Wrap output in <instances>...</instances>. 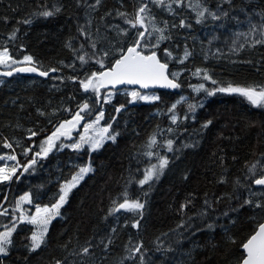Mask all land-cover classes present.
<instances>
[{"label": "trees", "instance_id": "obj_1", "mask_svg": "<svg viewBox=\"0 0 264 264\" xmlns=\"http://www.w3.org/2000/svg\"><path fill=\"white\" fill-rule=\"evenodd\" d=\"M191 3H172L170 11L151 0H0V51L7 49L17 61L31 56V65L49 73L47 79L15 75L0 82V156L15 155L14 167L21 165L0 182V205L8 210L0 215V232L5 225L16 229L9 254L0 257L4 264H141V258L143 264H237L245 255L242 243L264 220V207L254 206L264 205V188L254 184L264 172V107L239 95L208 93L213 85L264 86V43L254 44L261 36L252 31L264 26V0H203L210 11L227 15L206 16L201 23ZM142 4L150 13L140 50L157 53L170 76L177 73L180 87L175 93L158 91L159 99L151 103L134 101L130 90L105 102L106 91H85L80 82L103 70L98 60L110 68L121 49L138 39L144 29L125 20ZM46 10L55 14L39 15ZM153 25L164 30L159 46L161 33ZM205 72L210 79L203 78ZM200 83L204 87L195 88ZM84 104L88 107L81 112ZM102 109V124L111 125L114 142L95 150L57 146L46 156L35 155L77 112L93 119ZM29 130L37 135L30 137ZM153 137L156 143L149 147ZM159 157L169 161L163 174L141 186L145 170ZM257 162L253 177L248 169ZM89 166L44 243L30 252L34 226L15 220L21 197L30 196L28 215L37 206L51 208L64 185ZM125 194L144 204L142 216L112 212ZM182 205L187 207L181 210ZM138 245L141 250L134 253ZM83 247H89L88 255Z\"/></svg>", "mask_w": 264, "mask_h": 264}, {"label": "snow or ice", "instance_id": "obj_2", "mask_svg": "<svg viewBox=\"0 0 264 264\" xmlns=\"http://www.w3.org/2000/svg\"><path fill=\"white\" fill-rule=\"evenodd\" d=\"M152 3L157 4L158 6H164L167 7L171 11V5L172 3H175L177 6H180L183 2V0H171V3H166L165 0H151ZM96 4L100 3V0H95ZM191 3V0H190ZM191 6L193 10L196 12V23H201L203 19L206 16H210L212 19H220L221 15L226 16L227 13H218L210 11L207 7H204L203 0H195L194 3H191ZM56 12L59 11V8L55 10ZM150 13V9L148 8V4H142L139 9L136 12V15L133 19L125 20V23H128L131 25L132 28H139L144 29V31H138L137 37L138 39L133 42V45L128 47L126 52L121 49L122 54L120 55V58L115 60V63L108 68L107 71L97 73H92L85 81H81V86L84 88L85 91H88L90 88L99 93L100 87H106L108 84H112L115 86L116 84H139L141 87H148L149 85H159L161 87L166 88H178L180 87L179 83L176 82L177 79V73H172V78H169V74L167 73V64L161 63L160 60L157 59L156 54L153 52L151 55H144L142 51H138V49L142 48L141 40L144 39L145 31H147V27L145 24V20L148 19V15ZM55 13L53 11H43L40 12L39 15L43 17H50L53 16ZM119 15L125 16V13H120ZM25 23H31L30 20L24 21ZM181 26H184L183 22H181ZM153 31L160 32V36L157 38L156 46H159V42L161 40L166 39V37L163 35V29L155 27L153 25ZM252 31L260 32V39H256L254 41V44H260L264 43V26H261L260 29H257L256 26L252 27ZM12 39L15 38V33H13V36L10 37ZM71 47V45H68ZM93 48H95V44L93 43ZM109 53L105 52L104 55L107 56ZM168 55H171V53H168ZM189 53L185 52V57H187ZM79 59L81 62H86L84 56H80ZM24 61H26L28 64L33 63V58L31 56H25ZM101 68L104 67L103 60L97 61ZM183 61H181L182 63ZM18 61L13 59L10 55L7 49H4L3 51H0V64H3L5 66H10L12 64H17ZM22 63V62H21ZM15 71L18 72H36L37 68L35 67H20L16 68ZM51 71L55 72L57 69H52ZM199 74V70L197 72ZM3 75L10 76L12 75L11 71L4 72ZM39 75L41 76H47V71H40ZM204 79H210L208 74L205 72ZM212 83L215 84L216 81L212 80ZM201 89L204 87L203 85L199 86ZM199 90V89H197ZM217 91L220 92H227V93H237L243 97H245L250 104H252L255 107H264V86H247V87H232L231 85L226 88H218ZM209 95H212L213 92L209 91ZM131 96L133 100L136 98L148 100L149 97L147 96H141L138 92H132ZM151 99H159V97H152ZM88 107L87 104H84L81 106V112L84 111ZM190 108H194L195 106L190 105ZM173 108H175V105H173ZM119 111V109H117ZM43 115V113H40ZM103 117V112L100 113V115L97 117L96 123L99 122V120ZM83 119V116L80 115V112H77L72 120L66 121L65 123L60 124L55 131L52 132L51 136H49L46 140H44L39 145V151L35 153L36 156H46L49 151L52 150V148L55 146L56 141L61 137L65 136L70 138L69 133L71 132L72 128H74L81 120ZM173 122H175V116H173ZM211 124V121H208L205 123L202 127L207 128ZM109 125L108 127H110ZM93 125H86L85 131H87L89 128H92ZM108 127H105L100 130V133L98 135L100 136L97 140H92L89 137L81 136L80 143L74 144L73 147L75 149H80L82 144L89 143L93 150L100 147L102 145V141L104 140V136L101 135V133H107ZM30 137L37 135L36 132H33L29 130ZM109 139L115 141V136H109ZM156 140L155 137L151 138L149 141V147L151 145L155 144ZM4 147L11 148L12 145L5 143ZM168 150H172V141H168ZM30 151V149H26L25 152ZM146 155L151 156L152 153L148 152ZM5 159V157L0 156V160ZM8 160H15V155H9L7 156ZM159 163L153 164L150 168L145 170L144 178L139 180V184L143 186L144 184L149 183L153 178H159L160 175L163 174L164 168L167 167L169 161L167 158L159 157ZM36 160H31V163L28 165L30 167L32 164H35ZM259 162L254 163L251 165V167L248 169L249 172L252 174L253 177L257 176V167ZM261 167H264V165H261ZM27 171V167L24 169ZM91 167H81L79 169V172L72 177V180L64 185V187L61 189L62 195L59 196V201L52 205L51 208L45 207L40 208L37 206L36 208V215L32 216L30 218L24 216L23 214L19 217L21 221L27 220L28 223L38 225L39 228L37 231L33 232L31 235V243L29 246L30 252H35L37 249L41 247V245L44 243V237L48 231V225L50 224L51 220L58 216L60 214V208L62 205L66 202V198L68 195V192L71 190V188L75 187L76 184L79 182V180L83 179V176L87 174L89 171H91ZM16 172V167H9L5 165L4 167H0V182L8 181L11 179L12 175H14ZM254 183L256 185H264V172H261L259 175V178H256L254 180ZM28 202L31 203L30 199L25 196L21 197V201L17 203V209L19 210L20 203ZM246 203L251 204L252 202L246 201ZM256 208H262L264 205L261 203H256L254 205ZM187 207V205H182L181 210L183 208ZM144 208V204L141 203L139 200H129L127 197V194H125V198L123 202H120L116 204V206L112 209V212H119L121 209L127 212L132 213H138L142 216V210ZM7 209L3 208L2 205H0V215H6ZM139 221H137L135 224H133V227H138ZM5 231L0 232V257H5L9 254V246L12 244V234L15 232V224H13L12 227H9L8 225H5ZM115 231V229H113ZM233 242H235L233 240ZM108 243H111V239H109ZM107 247V246H106ZM142 245L135 246L132 251L134 253H139L141 250ZM242 249L243 253L246 255H243L240 260L237 261V264H264V220H261L257 223L255 229L250 234V236L246 239V242L242 243ZM82 253L84 255L89 254V247H83L81 249ZM0 264H4L3 260L0 259ZM57 264H60L59 261H57ZM141 264H143V258H141Z\"/></svg>", "mask_w": 264, "mask_h": 264}, {"label": "rangeland", "instance_id": "obj_3", "mask_svg": "<svg viewBox=\"0 0 264 264\" xmlns=\"http://www.w3.org/2000/svg\"><path fill=\"white\" fill-rule=\"evenodd\" d=\"M22 62V63H21ZM20 64H27V62L26 61H24V59L22 60V61H18V63L17 64H12V65H10V66H5V65H3V64H0V82H1V80H2V78L4 77V76H6V75H3V73L4 72H7V71H10V70H12L13 68H15L16 66H18V65H20ZM200 85H203V84H198L195 88H199V86ZM218 88H221V87H218V86H212V92H213V94H216V93H225V94H234V95H239V94H237V93H227V92H220V91H217V89ZM223 88H226V87H223ZM92 90V89H91ZM133 92H135V91H133ZM141 96H147V97H149V99L148 100H143V99H139V98H136L134 101H140V100H142V101H144V102H146V103H151L154 99H151L152 97H157L155 94H153V93H150V94H140ZM114 96H115V91H108V92H106L105 93V95H104V101L105 102H111L112 100H113V98H114ZM239 96H241V95H239ZM243 97V96H242ZM243 98H245V97H243ZM246 99V98H245ZM246 101L248 102V100L246 99ZM249 103V102H248ZM250 104V103H249ZM250 105H252V104H250ZM253 106V105H252ZM101 112H104V109H102L94 118H93V120H90V121H86V122H83V123H81L80 125H79V127L76 129V130H74V128H72V130H71V132L69 133V136H70V138H68V137H65V136H61L57 141H56V144H55V148H57V142H59L60 141V145H59V147L60 148H62V147H66V146H68V147H70L71 149H75L74 147H73V145L74 144H77V143H80L81 141H80V138H81V136H85V137H89V138H91L92 140H97V139H99L100 138V136L98 135V133H100V130L101 129H103V128H105V126H103V124H102V119H103V117L99 120V122L98 123H96V120H97V117L100 115V113ZM81 115V114H80ZM70 120H72V119H70ZM65 123V122H64ZM86 125H93V127L92 128H89L87 131H85V126ZM101 135H103L105 138H104V140L102 141V145L103 144H105L107 141H109V140H111V139H109L108 137L110 136L109 134H108V132L107 133H101ZM61 138H64L65 140L62 142V140H61ZM65 142V143H64ZM101 145V146H102ZM53 147V148H54ZM84 147H90L91 148V146H90V142L89 143H84V144H82V146H81V148L80 149H82V148H84ZM52 148V149H53ZM99 148V147H98ZM80 149H76V150H80ZM92 149V148H91ZM97 149V148H96ZM3 157H5V159H3V160H0V167H4L5 165H7V166H9V167H13L14 166V160H8L7 159V156H3ZM158 164V163H157ZM21 165H17L16 166V170H18L19 169V167H20ZM154 179V178H153ZM80 181V180H79ZM152 181V180H151ZM25 196H27L29 199H30V196H29V194H26V195H24L23 197H25ZM67 197H68V195H67ZM21 201V200H20ZM31 201V200H30ZM66 201H67V198H66ZM66 203V202H65ZM64 203V204H65ZM63 204V205H64ZM31 205V203H28V202H23V203H20V206H19V210H17L18 211V217L15 219L16 221H20L21 223H28L27 222V220H24V221H21L20 219H19V217L23 214L24 216H26V217H28V218H30V217H32V216H35L36 215V208L34 209V211H33V215H28V213H29V208H28V206H30ZM62 205V206H63ZM40 208H45V207H40ZM57 217V216H56ZM55 217V218H56ZM55 218H53L52 220H51V222L55 219ZM51 222H50V224H51ZM30 224V223H29ZM50 224L47 226L48 228H49V226H50ZM33 226H34V229H35V231H37L38 230V228H39V226L38 225H34V224H32ZM12 238V237H11ZM45 238V237H44Z\"/></svg>", "mask_w": 264, "mask_h": 264}, {"label": "water", "instance_id": "obj_4", "mask_svg": "<svg viewBox=\"0 0 264 264\" xmlns=\"http://www.w3.org/2000/svg\"><path fill=\"white\" fill-rule=\"evenodd\" d=\"M138 51H140V49H138ZM156 57H157L158 60H160V58H159V56L157 54H156ZM160 62H161V60H160ZM20 67H35V66H33L31 64H27V65H21V66L15 67L14 69L11 70L12 75H10V76L24 75V76H28V77H37V78H42V79H47L48 76H49V73H48L47 76H41V75H39V72L41 70H39L37 67H35V68H37V71L36 72H28V71L18 72V71H15L16 68H20ZM107 70L108 69H105L104 71H107ZM104 71H102V72H104ZM167 73L169 74V67L168 66H167ZM169 78L171 79L170 75H169ZM124 88L139 89V90H142V91H158V90L160 91L161 90V91H167V92H174L177 89V88L173 89V88L161 87L159 85H149L148 87L145 88V87H141L139 84H128V83H124V84H116L115 86H113L112 84H108L106 87H100L99 90L101 91L102 89H105V90L108 89V90H115L116 91V90H121V89H124ZM85 120H86V118L83 117V119L74 128H77ZM255 186L256 187H264V185H256V184H255ZM121 210H123V209H121ZM242 251H243V249H242Z\"/></svg>", "mask_w": 264, "mask_h": 264}, {"label": "flooded vegetation", "instance_id": "obj_5", "mask_svg": "<svg viewBox=\"0 0 264 264\" xmlns=\"http://www.w3.org/2000/svg\"><path fill=\"white\" fill-rule=\"evenodd\" d=\"M61 140H62V142L65 140L64 138H61ZM57 143H60V141L59 142H57Z\"/></svg>", "mask_w": 264, "mask_h": 264}]
</instances>
